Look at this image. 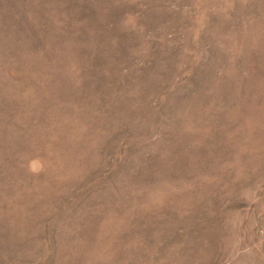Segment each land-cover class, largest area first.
<instances>
[{
    "label": "rangeland",
    "instance_id": "rangeland-1",
    "mask_svg": "<svg viewBox=\"0 0 264 264\" xmlns=\"http://www.w3.org/2000/svg\"><path fill=\"white\" fill-rule=\"evenodd\" d=\"M0 264H264V0H0Z\"/></svg>",
    "mask_w": 264,
    "mask_h": 264
}]
</instances>
